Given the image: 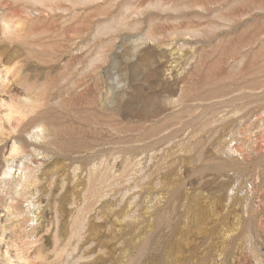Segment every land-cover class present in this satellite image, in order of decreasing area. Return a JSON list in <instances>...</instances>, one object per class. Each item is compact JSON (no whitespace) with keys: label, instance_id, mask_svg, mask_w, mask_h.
Returning a JSON list of instances; mask_svg holds the SVG:
<instances>
[{"label":"rangeland","instance_id":"obj_1","mask_svg":"<svg viewBox=\"0 0 264 264\" xmlns=\"http://www.w3.org/2000/svg\"><path fill=\"white\" fill-rule=\"evenodd\" d=\"M0 264H264V0H0Z\"/></svg>","mask_w":264,"mask_h":264}]
</instances>
